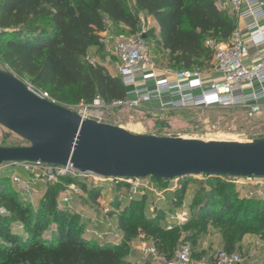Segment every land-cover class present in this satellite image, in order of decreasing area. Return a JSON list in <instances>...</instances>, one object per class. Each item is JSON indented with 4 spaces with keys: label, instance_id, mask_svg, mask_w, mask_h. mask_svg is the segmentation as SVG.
I'll return each instance as SVG.
<instances>
[{
    "label": "trees",
    "instance_id": "trees-1",
    "mask_svg": "<svg viewBox=\"0 0 264 264\" xmlns=\"http://www.w3.org/2000/svg\"><path fill=\"white\" fill-rule=\"evenodd\" d=\"M133 1L138 13L156 23V45L167 52L169 64L177 71L209 64L212 53L205 42H227L236 30L235 20L221 13L215 0ZM106 20L125 26L131 35L137 34L139 19L122 0H0V63L67 108L91 105L97 97L105 104L124 101L129 91L121 79L110 75L100 63L85 61L90 48L101 46ZM203 177L195 197L203 194L206 201L201 200L185 227L167 231L166 226L143 222L144 206L153 196L145 194L123 207L117 201L114 210L121 217L116 228L131 235L133 228L128 222L141 225L166 263H171L180 246L188 243L193 260L212 261L218 253H211L212 245L197 247V237L208 223L221 226L219 251L237 252L247 235L264 231V202L245 199L240 195L243 189L238 191L222 178ZM9 180L8 176L0 177V264H150L128 260L124 245L115 248L84 236L81 217L59 209L63 184L75 180L48 186L37 208L20 200ZM151 180L163 192L169 191L174 181ZM190 181L193 179L178 180L171 190V206L180 204ZM79 184L82 189L86 187ZM92 191L95 193L90 197L96 201L102 187L94 186ZM164 213L156 219L159 223ZM57 219V227L45 236L50 221Z\"/></svg>",
    "mask_w": 264,
    "mask_h": 264
},
{
    "label": "built area",
    "instance_id": "built-area-1",
    "mask_svg": "<svg viewBox=\"0 0 264 264\" xmlns=\"http://www.w3.org/2000/svg\"><path fill=\"white\" fill-rule=\"evenodd\" d=\"M215 3L230 11L234 18L246 16L258 18L261 16V8L264 6L263 2L254 0H215ZM243 5L246 6L244 9ZM143 37L141 33H137L128 38L115 37L113 39L112 54L116 59L118 77L129 91L128 98L124 101L105 104L97 97L91 105H81L82 109L76 111L82 118L100 122L94 116L101 115V110H116L124 107L137 109L153 102L158 103L160 109L173 110L231 107L253 110L259 109L264 104V51L255 59H250L249 53L250 46L264 47V31L258 25L255 24L246 36L235 30L227 42L217 43L208 39L205 42V47L212 53L213 68L206 72L199 69L178 70L173 74L157 72L151 62L149 46ZM3 70L10 71L6 66ZM149 82H153L151 87L147 86ZM25 84L36 97L58 104L46 92L34 88L30 83ZM17 171L27 175L28 179L22 180L17 176ZM0 173L9 177L10 185L20 200L33 207L32 187L35 183H41L47 188L50 185H59L65 179L76 180V184L79 185L75 186V183L63 184L58 199L67 210L73 213H75L73 201L80 197L82 191L79 183L87 185L91 182L96 187L101 186L102 192H111L123 186L121 191L128 203L145 194L163 199V191L158 190L150 178H134L126 181L105 179L90 174H80L70 164L58 166L40 162L5 163L0 166ZM229 179L233 183H238L237 185H252L255 199L264 202V178ZM185 218V213L171 216L165 222L167 231H171L175 226L181 227L186 221ZM92 222L108 231L101 235L84 227V236L94 235L100 239L107 237L113 247L120 246L122 238L116 227L104 224L101 219H92ZM141 251L145 256L159 259L154 247L144 246ZM245 263L246 260L238 252L227 253L225 251H218L212 261L208 258L193 260L191 247L184 244L176 251L173 261L167 264Z\"/></svg>",
    "mask_w": 264,
    "mask_h": 264
},
{
    "label": "water",
    "instance_id": "water-1",
    "mask_svg": "<svg viewBox=\"0 0 264 264\" xmlns=\"http://www.w3.org/2000/svg\"><path fill=\"white\" fill-rule=\"evenodd\" d=\"M0 127L28 144L0 147V166L70 164L80 174L121 181L264 178V138L238 142L136 135L36 97L8 70H0Z\"/></svg>",
    "mask_w": 264,
    "mask_h": 264
},
{
    "label": "rangeland",
    "instance_id": "rangeland-1",
    "mask_svg": "<svg viewBox=\"0 0 264 264\" xmlns=\"http://www.w3.org/2000/svg\"><path fill=\"white\" fill-rule=\"evenodd\" d=\"M127 9L138 17V31L141 33L149 46L152 65L157 72L164 74L168 72L173 74L177 71L169 64V59L157 45V31L151 21V18L146 17L145 14L138 13L136 11L135 3L133 0H122ZM153 30V34L151 31ZM106 31L115 37L128 38L132 36L129 30L120 24H112L106 20ZM102 52L105 53L106 58L114 61L112 57V45L108 44L107 48ZM96 54H100V49H94L89 51L85 61L92 63H100V58H96ZM202 62V61H201ZM4 66L0 63V70H3ZM196 69L206 72L213 68L212 61L209 64L205 62L195 67ZM116 74V73H114ZM25 83H29L26 79H21ZM68 109L72 111H79L82 109L81 105L71 106ZM101 115L94 116L101 123H108L112 125L121 126L128 131L136 135H150L157 137H183L186 139H197L202 141H238V142H250L264 138V104L259 109H248L243 107H231V108H186V109H151L148 106H143L137 109H131L128 107L116 109V110H101ZM28 144L22 139L18 138L14 134L8 132L4 128L0 127V147L13 148V147H25ZM204 177L199 176L193 178V181L188 182L187 191L184 197L181 199L180 204L171 206L170 202L172 198L171 190L163 192V199L152 196L148 199L143 209V222L152 221L154 227L160 228L165 226V222L177 213H185L187 219L196 212L201 200L206 201L203 194L196 196V192L203 184ZM224 182H231L230 179L224 177L221 179ZM236 182V181H234ZM75 186L77 181H74ZM178 181H174L170 185L171 188H175ZM245 183V182H244ZM235 186L243 189L240 194L245 199H255L254 188L252 185H237ZM86 185V184H85ZM81 187V186H80ZM94 185L89 182L84 189L81 188V195L73 201L75 204L84 207V217H81L83 226L96 232L97 234H104L108 230L101 228L98 224L92 222V219L103 220L104 224L117 227V221L121 217L119 211L114 210L117 201L121 207L127 205L125 201L124 193L121 190H113L111 192L104 191L100 193L99 198L94 201L90 196L95 192L92 191ZM169 189V188H168ZM197 201L195 203L194 201ZM59 209L62 208V204L58 200ZM36 208V206H34ZM170 208V209H169ZM174 210H173V209ZM173 211H168V210ZM67 210V209H66ZM79 210V209H78ZM165 212V213H164ZM164 213L161 222L156 219L161 217ZM51 220V219H50ZM53 221V220H52ZM50 221L49 227L44 233L48 235L55 226L57 227V221ZM185 223L181 226L185 227ZM131 223L133 232L131 235H126L120 231L122 238L120 246L125 247L124 256L132 262H148L150 264H164L165 262L159 257L145 256L142 253L144 246L153 247L149 238L141 229V225L136 224L134 221ZM258 224H256L257 226ZM221 226H214L208 223L205 227V232L197 237V247L208 248L213 245V240L220 241L219 229ZM14 230L21 234V229L18 226L14 227ZM90 239L99 241L101 244H107L110 242L109 238L100 239L94 235L87 236ZM214 238V239H213ZM216 238V239H215ZM127 244V245H126ZM191 247L192 245L188 243ZM126 245V246H125ZM193 248V247H192ZM222 250V248L216 247L211 250V253ZM242 258H244L253 264H264V231L262 230L258 235H247L242 243L240 249L237 251Z\"/></svg>",
    "mask_w": 264,
    "mask_h": 264
},
{
    "label": "crops",
    "instance_id": "crops-1",
    "mask_svg": "<svg viewBox=\"0 0 264 264\" xmlns=\"http://www.w3.org/2000/svg\"><path fill=\"white\" fill-rule=\"evenodd\" d=\"M254 1L264 3V0H254ZM215 5L221 13H223L224 15L228 16L229 18L235 20L236 30L241 35L246 36L248 34V32L254 27L255 24L258 25V27L264 31V6L261 8V16H259L258 18H254L252 16H246L244 18H234L231 15L230 11L219 7L216 3H215ZM245 7L246 6L243 5V9ZM151 21L153 22V25L156 28L155 30L158 33V27H157L156 23L154 22V20L152 18H151ZM100 37L102 38L101 46L100 47H92L89 49V51H94V49H97V50L100 49V54H96V58L97 57L100 58V65H102L109 72L110 75L118 77L117 63H116L115 57L112 54L114 61H111V59L106 58L105 53L102 52L103 50H105L107 48L108 44L113 45V39L115 38V36H111L107 31H105L104 33L100 34ZM263 51H264L263 46H258V47L250 46V49H249L250 59L257 58L259 56V54H261ZM164 53H166V55H167V52H164ZM114 73H116V74H114ZM152 85H153V82H149L147 84L148 87H151ZM146 106H148L151 109H155V108L159 107L158 103H156V102H153L152 104L146 105ZM16 173H17V176H19L22 180L28 179V176L25 175L24 173H22L20 171H17ZM3 176H7V175L0 173V177H3ZM32 189H33V193H34V206H36V208H37L39 205V202L41 201V199L43 197V194L45 193L46 188L41 183H35L33 185ZM73 204H74V208H75L74 209L75 213L80 215L83 218L85 216L84 211H83L84 207L79 206L80 204H78V203L75 204V202ZM62 208L64 210L67 209L63 205H62ZM212 243H213V245L210 247L211 250H214L216 247H218L220 245L219 241H217V240H213ZM164 264H167V263L165 262ZM245 264H253V263L247 261Z\"/></svg>",
    "mask_w": 264,
    "mask_h": 264
}]
</instances>
